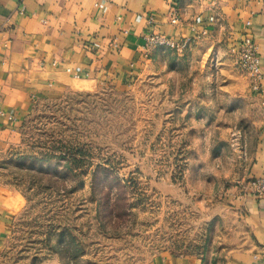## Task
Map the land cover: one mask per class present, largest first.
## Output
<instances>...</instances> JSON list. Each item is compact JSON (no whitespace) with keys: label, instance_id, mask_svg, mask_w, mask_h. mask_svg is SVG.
Wrapping results in <instances>:
<instances>
[{"label":"rangeland","instance_id":"374dc122","mask_svg":"<svg viewBox=\"0 0 264 264\" xmlns=\"http://www.w3.org/2000/svg\"><path fill=\"white\" fill-rule=\"evenodd\" d=\"M205 47H157L128 87L36 105L0 146L15 213L0 264H148L232 241L222 198L242 183L261 109L235 53Z\"/></svg>","mask_w":264,"mask_h":264},{"label":"crops","instance_id":"0c3cea01","mask_svg":"<svg viewBox=\"0 0 264 264\" xmlns=\"http://www.w3.org/2000/svg\"><path fill=\"white\" fill-rule=\"evenodd\" d=\"M155 34L202 42L225 62L249 36L263 78L260 92L248 89L261 109L248 168L222 198L232 241L204 254L162 251L148 264H264V195L251 184L264 177V0H0V146L18 142L23 121L48 97L128 87L158 54L147 44ZM14 214L0 196V251Z\"/></svg>","mask_w":264,"mask_h":264},{"label":"built area","instance_id":"2783aa9c","mask_svg":"<svg viewBox=\"0 0 264 264\" xmlns=\"http://www.w3.org/2000/svg\"><path fill=\"white\" fill-rule=\"evenodd\" d=\"M175 20H177L176 15L172 14L171 21L174 23ZM186 42L187 41H174L157 34L151 35L147 40V44L152 47H169L177 50L185 47ZM233 51L238 66L250 78V87L252 91L260 92L263 75L260 68V57L254 41L249 36H245L240 43L234 47ZM251 184L255 194L264 195V177L253 180Z\"/></svg>","mask_w":264,"mask_h":264}]
</instances>
